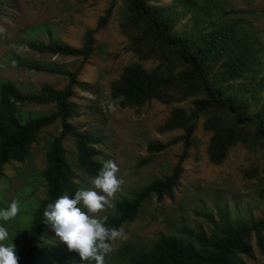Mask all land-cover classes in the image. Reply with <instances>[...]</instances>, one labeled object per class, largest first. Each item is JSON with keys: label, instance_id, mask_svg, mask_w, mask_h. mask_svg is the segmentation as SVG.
I'll return each mask as SVG.
<instances>
[{"label": "trees", "instance_id": "obj_1", "mask_svg": "<svg viewBox=\"0 0 264 264\" xmlns=\"http://www.w3.org/2000/svg\"><path fill=\"white\" fill-rule=\"evenodd\" d=\"M117 0H109L105 15L97 28L104 25ZM119 26L130 41L129 50L140 61H155L156 66L144 68L134 62L122 68L110 84L112 101L121 108H140L151 101L170 105L192 98L194 110L173 109L159 132L179 130L182 135L173 143L182 142V152L171 174L154 180L133 192L131 198L115 202L113 212L105 215V226L120 229L132 223L142 203L154 197L157 201L172 198L181 175V163L193 140L200 115L205 117L203 129L210 134L209 161L220 164L235 146L260 151L264 156V40L246 22L225 18L218 9L198 0H122ZM96 28V29H97ZM95 29V30H96ZM87 31L80 48L61 43H25L31 51L85 62L92 51V34ZM51 72L47 68H36ZM74 72H56L67 78L62 89L41 86L38 93H22L12 83H0V180L3 169L22 163L30 155L31 145L45 128L58 123L59 133L52 137L45 154V167L40 177L44 197L34 202L27 212H19V222L5 226L14 245L17 264H34L36 252L48 240H41L45 223L43 210L62 195L70 197L79 189L75 174L64 156L63 142L73 140L76 151L75 168L95 177L101 164L95 160L92 133L80 132L70 124L76 106L70 101L78 84ZM54 106L46 115L27 116L19 106ZM167 145L149 143V153ZM4 203L0 200V208ZM210 225L207 232L183 228L186 236L160 235L150 245L122 244L114 254L117 264H246L242 256L252 252L254 245L264 264V217L259 220L233 219L218 208L215 215L204 213ZM17 228V235L11 232ZM44 249V248H43ZM58 264H79L74 256H63Z\"/></svg>", "mask_w": 264, "mask_h": 264}, {"label": "rangeland", "instance_id": "obj_2", "mask_svg": "<svg viewBox=\"0 0 264 264\" xmlns=\"http://www.w3.org/2000/svg\"><path fill=\"white\" fill-rule=\"evenodd\" d=\"M198 1L220 7L217 11L225 18L246 22L264 40V0ZM108 5L109 0H0V83L8 81L20 92L34 94L44 84L64 88L68 80L56 72L79 70L76 81L82 86L73 87L70 99L77 114L69 122L78 131L96 136L95 160L101 165L113 160L117 166L115 175L121 181L118 191L110 198L112 207L105 206L98 216L111 214L116 201L131 198L134 191L171 174L183 148L182 142L173 143V139L181 136L182 131L162 133L159 129L173 109L194 110L192 98L170 105L151 101L140 108H121L111 100L110 84L123 67L139 62L144 68H152L157 62H142L130 52V41L119 26L122 0L116 1L104 25L97 28ZM90 30H95L92 51L85 62L42 55L25 46L31 42L61 43L80 48ZM36 68H47L52 73ZM52 110V105L19 106L20 113L31 117L46 115ZM204 121L202 115L196 121L173 197L160 201L154 197L146 199L135 220L123 225L121 236L110 242L111 251L106 254L104 264H117L114 254L122 244L150 245L162 234L184 238L183 228L207 232L210 225L204 213L215 215L218 208L238 220L264 217V156L260 151L238 145L228 151L220 164H212L207 154L210 134L203 129ZM59 131L58 123L45 128L31 145L30 155L24 162L4 167L0 180V200L4 207L16 199L19 212H27L34 202L44 197L40 174L50 140ZM153 142L167 146L149 153L147 145ZM63 150L79 189L91 188L93 177L75 168L76 151L71 138L64 140ZM14 220L19 222V217L16 215ZM0 224L6 226L7 222L0 221ZM17 230L12 226L11 232L15 235ZM44 232L41 240H48V244L36 252L34 264H58L63 256L76 257L59 241L50 225H45ZM249 243L251 255L242 259L246 264H263L253 237Z\"/></svg>", "mask_w": 264, "mask_h": 264}, {"label": "clouds", "instance_id": "obj_3", "mask_svg": "<svg viewBox=\"0 0 264 264\" xmlns=\"http://www.w3.org/2000/svg\"><path fill=\"white\" fill-rule=\"evenodd\" d=\"M117 166L111 159L103 162L89 189H78L70 197L65 194L48 203L43 210L42 223L51 229L69 252L76 254L79 264H104L111 251L110 242L119 238L122 230L105 226V217L98 216L105 206L111 208L110 198L118 191L121 181L115 175ZM19 203L12 199L0 208V221L14 220ZM9 232L0 224V264H17Z\"/></svg>", "mask_w": 264, "mask_h": 264}]
</instances>
